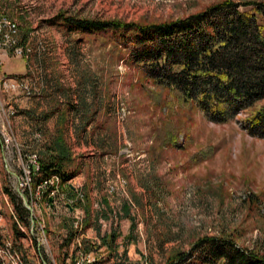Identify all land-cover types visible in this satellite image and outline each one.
<instances>
[{
	"label": "rangeland",
	"instance_id": "1",
	"mask_svg": "<svg viewBox=\"0 0 264 264\" xmlns=\"http://www.w3.org/2000/svg\"><path fill=\"white\" fill-rule=\"evenodd\" d=\"M218 1L0 0V11L17 22L21 41L34 50L28 59L0 58V74L5 65L8 75L28 76L40 94L44 86L79 87L101 107L96 145L74 148L63 137L75 175L50 201L34 204L31 225H20L26 235L14 240L7 190L23 201L17 189L22 167L51 135L43 122L31 125L28 105L0 94L5 110L9 103L14 110L0 115V264H76L81 258V264H178L207 236L231 238L264 255V138L246 132L243 114L211 121L175 90L146 77L110 31L69 32L50 22L58 15L156 22ZM16 64V71L25 66L27 72L14 74ZM36 133L47 142L36 143ZM88 160L99 161V169H88ZM80 164L87 186L78 180ZM74 187L82 197L76 199ZM189 260L180 264H200Z\"/></svg>",
	"mask_w": 264,
	"mask_h": 264
},
{
	"label": "trees",
	"instance_id": "2",
	"mask_svg": "<svg viewBox=\"0 0 264 264\" xmlns=\"http://www.w3.org/2000/svg\"><path fill=\"white\" fill-rule=\"evenodd\" d=\"M50 22L69 32L110 31L112 40L126 49L128 60L155 84L175 90L211 121L223 123L243 114L239 121L246 132L264 138V1L221 0L186 16L156 22L64 15ZM34 141L42 142L36 137ZM42 146L34 152L38 171L32 169L33 188L53 175L62 184L71 179L75 174L67 169L70 152L62 135L57 132ZM7 193L14 205L16 240L26 235L20 225H31L30 211L19 196ZM122 207L127 215V204ZM115 235H109L111 240ZM101 239L110 246L106 236ZM186 258L200 264H264L263 254L240 247L231 238L209 236L181 254L179 261Z\"/></svg>",
	"mask_w": 264,
	"mask_h": 264
},
{
	"label": "crops",
	"instance_id": "3",
	"mask_svg": "<svg viewBox=\"0 0 264 264\" xmlns=\"http://www.w3.org/2000/svg\"><path fill=\"white\" fill-rule=\"evenodd\" d=\"M2 57L4 59L6 54L0 53V58ZM4 66L5 65L1 66L3 70ZM17 66L18 64L11 68L14 74H25L27 72V68H25V66H21V70L16 71L17 69L15 68ZM3 70L1 73L6 74L7 71ZM57 77L58 76H56V79ZM56 79L54 81H56ZM39 85L42 86L43 84L39 82ZM57 86H60V84H57ZM73 91H75V95L71 96ZM41 94L38 95L39 97H34L30 101L25 100V97L22 96L15 98V101H19L21 106L28 105L27 109H30L29 116H33L30 121L31 125L38 123L40 124L43 122V124L47 125L48 136H55L57 132H59L69 144L71 142V144L74 145V148L75 146L83 147L85 145L84 142L88 145V147H94L96 145L95 139L98 137L97 135L100 132L99 123L101 121V107L96 103L95 97H87V95L83 93L79 87L77 90H67V88H57L54 85L51 87L44 86V90ZM71 97L73 100L69 99ZM92 126L93 128H91ZM37 136L41 137L39 138L40 140L48 139L46 138L47 136H41L38 133L33 134L34 138H37ZM91 143H93V145ZM37 151L38 150H35L34 152ZM73 155L71 156V152L69 153L70 160L71 157H74ZM95 161H87L89 167L88 169L91 171H94V169H99L97 167V162L98 165L100 162ZM68 162L67 165H69ZM78 164L79 163H76V165ZM83 166V164H80L79 172L77 174H79L81 177L78 178V180L81 185L87 186V183L85 184L86 180L83 177ZM68 167L69 166H67V169ZM87 174L89 175V171Z\"/></svg>",
	"mask_w": 264,
	"mask_h": 264
},
{
	"label": "built area",
	"instance_id": "4",
	"mask_svg": "<svg viewBox=\"0 0 264 264\" xmlns=\"http://www.w3.org/2000/svg\"><path fill=\"white\" fill-rule=\"evenodd\" d=\"M33 47L31 46L29 40L21 41L19 37V27L17 22L12 19L8 14L0 11V53L6 55H12L17 57H24L26 59L33 53ZM1 63V60H0ZM4 93L10 98H16L19 96L30 98L32 96H38L40 91L32 85L28 76L23 75H8L0 74V94ZM5 105V104H4ZM7 110L3 106V102L0 99V115L1 111L3 115L14 114L12 105L6 104ZM124 114V113H121ZM32 163L27 164L22 167L23 177L19 178L18 184V193L21 197L29 194L28 201L24 198L33 210L34 204L39 202L41 199L46 198L47 201H50L55 194H58L62 190V183L60 178L57 175H53L49 178H46L40 181L35 188H33L32 182V169L38 171V163L36 160V155L32 154ZM66 181L65 183H67ZM75 188L76 199L82 197V193ZM21 189V191L19 190ZM34 190V191H32ZM24 192V193H23ZM25 194V195H24ZM74 201V200H73ZM77 201V200H76ZM84 259H79L76 261V264H81Z\"/></svg>",
	"mask_w": 264,
	"mask_h": 264
},
{
	"label": "water",
	"instance_id": "5",
	"mask_svg": "<svg viewBox=\"0 0 264 264\" xmlns=\"http://www.w3.org/2000/svg\"><path fill=\"white\" fill-rule=\"evenodd\" d=\"M22 199H23V204H24V206L31 212V207H30V205L27 203V201L22 197Z\"/></svg>",
	"mask_w": 264,
	"mask_h": 264
}]
</instances>
